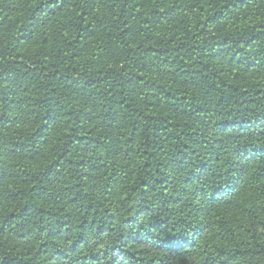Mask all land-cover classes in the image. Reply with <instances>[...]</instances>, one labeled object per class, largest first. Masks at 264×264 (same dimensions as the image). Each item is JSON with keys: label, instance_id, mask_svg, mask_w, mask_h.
Instances as JSON below:
<instances>
[{"label": "trees", "instance_id": "1", "mask_svg": "<svg viewBox=\"0 0 264 264\" xmlns=\"http://www.w3.org/2000/svg\"><path fill=\"white\" fill-rule=\"evenodd\" d=\"M0 264H264V0H0Z\"/></svg>", "mask_w": 264, "mask_h": 264}]
</instances>
